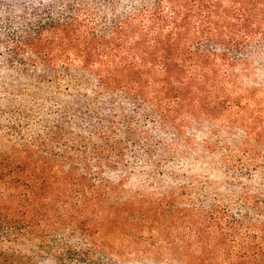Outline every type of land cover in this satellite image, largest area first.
Wrapping results in <instances>:
<instances>
[{
    "label": "trees",
    "instance_id": "obj_1",
    "mask_svg": "<svg viewBox=\"0 0 264 264\" xmlns=\"http://www.w3.org/2000/svg\"><path fill=\"white\" fill-rule=\"evenodd\" d=\"M260 95L264 0H0V264H264Z\"/></svg>",
    "mask_w": 264,
    "mask_h": 264
},
{
    "label": "rangeland",
    "instance_id": "obj_2",
    "mask_svg": "<svg viewBox=\"0 0 264 264\" xmlns=\"http://www.w3.org/2000/svg\"><path fill=\"white\" fill-rule=\"evenodd\" d=\"M260 98L261 99H264V95H260ZM167 250V249H166ZM155 254H157V251H151L149 252V254H144V253H140V254H136L134 255L133 257L131 258H123L122 256H119L120 254H118L117 258L119 260V262L121 263H126V264H137V263H140L141 261H143L145 259V257H153Z\"/></svg>",
    "mask_w": 264,
    "mask_h": 264
}]
</instances>
